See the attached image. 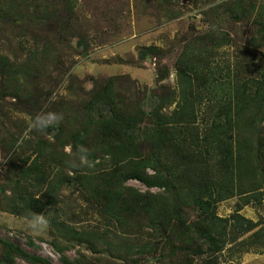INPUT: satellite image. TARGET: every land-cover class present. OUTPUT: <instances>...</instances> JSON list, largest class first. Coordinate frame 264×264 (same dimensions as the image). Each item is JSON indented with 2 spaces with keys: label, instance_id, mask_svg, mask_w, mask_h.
Listing matches in <instances>:
<instances>
[{
  "label": "rangeland",
  "instance_id": "rangeland-1",
  "mask_svg": "<svg viewBox=\"0 0 264 264\" xmlns=\"http://www.w3.org/2000/svg\"><path fill=\"white\" fill-rule=\"evenodd\" d=\"M243 2L244 13L227 11L233 0H0V11L10 8L8 18L0 12V58L6 57L15 67L28 62L29 68L14 84L15 90L9 91L0 66V239L49 264H264V249L240 243L263 226L264 200L246 202L234 196L216 204L220 217L239 209L242 216L261 222L241 236L233 233V240L216 257L195 248L198 254L193 256L188 248L191 242H180L179 232L151 228L143 216L119 226L102 212L94 200L102 197L93 187L84 190L79 175L86 172L68 171L64 164L55 171L72 178L60 183V203L44 214L46 225L34 228L32 218L11 210L12 164L34 155L40 139L62 149L61 142L46 135L48 129L22 139L29 119L41 111L63 114L62 123L48 132L59 130L69 153L75 140L63 127L82 120L86 102L108 80L114 82L121 106L145 114L155 105L170 111L183 76L177 74L182 66L176 59L191 44L208 49L206 59L217 64L228 81L241 74L250 80L256 72H264V0ZM6 19L11 22H2ZM53 94L56 99L49 104ZM205 115L202 112L200 118ZM139 149L147 160L152 159L147 141L141 140ZM108 166L103 155L87 170L95 175ZM125 184L157 191L136 180ZM184 211L187 219L198 220L196 207ZM148 239L150 254L130 250ZM196 244L205 247L201 240ZM4 251L0 242V264H6ZM11 263L31 264L19 256H12Z\"/></svg>",
  "mask_w": 264,
  "mask_h": 264
},
{
  "label": "trees",
  "instance_id": "trees-1",
  "mask_svg": "<svg viewBox=\"0 0 264 264\" xmlns=\"http://www.w3.org/2000/svg\"><path fill=\"white\" fill-rule=\"evenodd\" d=\"M243 1L233 0L227 11L244 13ZM0 12L8 18L10 8ZM6 21L11 22H2ZM262 34L264 43V23ZM200 48L191 44L176 59L179 68L182 66L177 74L184 77L180 78L176 104L170 111L155 105L145 114L121 106L114 82L108 80L86 102L82 120L63 127L75 140L72 151H64L59 130L52 134L48 129L46 135L61 142L62 149L40 139L34 155H28L22 164H12L15 189L11 210L33 219L60 203V183L72 178L69 173L61 176L55 171L64 164L68 171L86 172L79 175L84 190L93 187L102 197V201L94 200L119 226L130 224L136 215L143 216L151 228L179 232L180 242H191L188 248L193 256L198 254L195 248L216 257L233 240V233L241 236L257 227L261 222L242 216L239 209L228 217L216 215L215 210L219 201L234 196L246 202L264 200V72H256L250 80L241 74L228 81L220 75L218 65L206 59L210 51ZM0 66L5 69L4 87L9 91L15 90L14 84L29 69L28 62L15 67L6 57L0 58ZM202 112L206 115L200 118ZM141 140L149 143L151 160L141 154ZM103 155L108 169L92 175L88 166ZM128 180L157 191H142L125 184ZM188 206L196 207L198 220L184 216ZM198 240L205 247L197 245ZM0 242L6 249V264L12 256L31 264H49L21 247ZM150 243L148 239L138 249L129 248L146 255L151 253ZM240 243L264 249V224Z\"/></svg>",
  "mask_w": 264,
  "mask_h": 264
},
{
  "label": "clouds",
  "instance_id": "clouds-1",
  "mask_svg": "<svg viewBox=\"0 0 264 264\" xmlns=\"http://www.w3.org/2000/svg\"><path fill=\"white\" fill-rule=\"evenodd\" d=\"M56 99V95L53 94L49 97L48 103L54 102ZM64 117L62 113L55 111L44 110L31 117L27 123V127L25 129V133L22 139L30 138V134L34 132H44L49 128L58 127ZM81 152H86V149L81 148ZM40 198V194L36 197V199ZM47 224V220L43 214H35L32 220V226L34 228H40Z\"/></svg>",
  "mask_w": 264,
  "mask_h": 264
}]
</instances>
